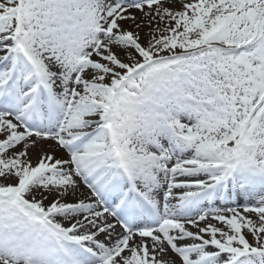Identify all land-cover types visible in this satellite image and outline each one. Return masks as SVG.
<instances>
[{"label":"snow or ice","instance_id":"obj_1","mask_svg":"<svg viewBox=\"0 0 264 264\" xmlns=\"http://www.w3.org/2000/svg\"><path fill=\"white\" fill-rule=\"evenodd\" d=\"M0 264H264V0H0Z\"/></svg>","mask_w":264,"mask_h":264}]
</instances>
